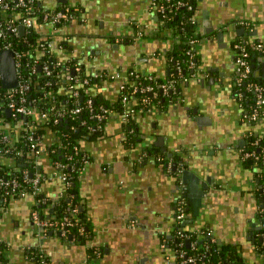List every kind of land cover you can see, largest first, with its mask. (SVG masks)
<instances>
[{
    "label": "crops",
    "instance_id": "0c3cea01",
    "mask_svg": "<svg viewBox=\"0 0 264 264\" xmlns=\"http://www.w3.org/2000/svg\"><path fill=\"white\" fill-rule=\"evenodd\" d=\"M37 1L48 10L82 7L80 19L74 18L59 28L50 22L37 28L44 36H52L53 53L58 60L76 59L85 66L86 74L98 79L90 87L93 95L110 101L121 95L122 80L100 78L104 72L127 75L136 70L162 80L171 75L167 53L178 40L171 30L160 27L152 0H116L110 9L106 5L104 9L98 0ZM195 2L203 37L198 46V67L208 74L207 78L186 81L181 102L165 110L154 107L139 114L140 134L135 146H127L125 125L118 115L108 120L98 138L79 142L81 150L90 157L79 179V195L93 232L90 242H69L58 233L50 235L51 230L43 232L32 219L36 196L29 193L0 206V237L9 247L5 264H35L27 256L29 247L46 253L52 264H174L175 254L160 235L171 234L180 196L190 208L188 217L192 222L185 225L187 230H205L219 244L240 245L243 257L240 264L264 263V239L259 241L264 237L262 184L257 170L243 163L240 152L247 134L264 135V113L254 124L242 122V106L232 87L237 72L233 43L264 42V0ZM2 14L5 18L20 16L17 12ZM206 16L214 27L211 33H207L208 27L204 25ZM237 21L248 25H236ZM107 24L113 27L108 30ZM143 29L144 37H134L135 31ZM125 35L132 37L127 43L121 40ZM105 37L114 49L124 48L116 69L99 64ZM252 60L255 71L263 75L261 54H253ZM56 139V133L48 131L46 144ZM164 147L167 152L162 151ZM149 148L160 150L164 156L148 155L145 150ZM169 153L183 156V170L194 175L187 183L182 172L178 177V171L174 172L172 166L167 170V164L162 163L164 159L168 164L173 162ZM42 160L38 169L52 173L47 153ZM5 162L15 164L10 159ZM195 177H200V182L194 191ZM65 188L60 179L42 184L41 195L52 200L42 208L44 217L54 214L53 201ZM202 190V205L195 215L194 196ZM52 206L54 212L46 213ZM88 246L98 249L96 257L88 258Z\"/></svg>",
    "mask_w": 264,
    "mask_h": 264
},
{
    "label": "trees",
    "instance_id": "16d2710c",
    "mask_svg": "<svg viewBox=\"0 0 264 264\" xmlns=\"http://www.w3.org/2000/svg\"><path fill=\"white\" fill-rule=\"evenodd\" d=\"M30 5L32 6V11L30 16L33 17L36 23L47 22L44 20L45 12L54 13L53 11H65L67 14L66 19L59 22L56 25L57 28L68 24L74 18H82L83 9L80 5L64 7V9L57 10H48L43 8L37 0ZM158 4L170 5L168 6L165 13L166 21L162 24L164 28H172L175 35H179L177 38L178 43L174 48L167 53V59L171 64L172 73L168 79H175V87L170 90L168 93L164 92L162 89H156L154 92L143 91V92H134L133 88L135 85H131V82L143 80L145 81V74L138 72L140 78L138 79L135 76H132L129 83L127 84V92L132 102L135 103L136 108H144L147 111L152 110L154 107L165 110L173 103H179L182 100V89L186 83L185 77H189L197 73L193 69H189L187 65L188 55L187 50L190 49L189 40L192 38L197 25L193 24L190 20L197 12V5L195 0H182L186 5H177L178 0H154ZM16 0L11 2V5L8 9L9 12H23L26 8L21 7L20 10L17 9ZM189 6H192L190 9ZM29 7V5H28ZM22 14V13H21ZM1 16V14H0ZM161 14L158 15V18H161ZM21 20V19H19ZM159 20V19H158ZM18 24V32H11L8 30L6 32V37H0V51L5 50V46L8 43L12 44V48L21 53V75L22 78L33 77V85L31 89L24 94L26 98V105L36 106L40 110L47 111L51 115V119L39 125L38 127H33L35 121L31 118L18 117L16 119L19 139L16 142L17 150L12 151L9 156H13L16 159L14 166H9L8 164H0V178L4 177L5 179H11L18 177L25 187L30 190V184L25 182L24 173L30 171L32 173L37 172L38 167L35 164V159L31 155V149L33 145L43 146L44 153H47L48 156H54L58 160L68 163L66 171L70 176V183L66 186L65 197L59 202L56 206L54 214L57 218L63 219L66 217L74 218L78 217L83 225V231L79 230L78 225L68 227V236L67 238L63 237L65 241L76 242L79 244H87L92 239V228L91 224L86 216L85 209H81L84 206V203L81 201L79 195V179L83 170L84 157L90 159L89 155L79 149L80 140L84 139H95L98 138L102 131L98 129V126L102 124L97 115L101 114L102 107H111L115 109L120 114H123V104H122V94L116 101H110L105 98H101L100 95L91 96L85 93V85H82V80L85 77H91L86 74L85 66L80 64L81 70L78 73H71V81H67L62 77V72L65 71L66 67L73 68L76 66V59H68L64 62L65 66H56L57 58L51 49L48 47L50 43V38L44 36L37 27L26 28L21 30ZM128 35L121 37L123 42L130 41ZM245 41L238 40L233 43L235 44H244ZM253 59V54L252 57ZM35 59H39L38 63H35ZM197 58V65L199 64ZM47 64L51 70V75H44L43 66ZM35 66V67H34ZM35 69V72H34ZM41 74V75H40ZM238 72L235 73V78L232 81L233 94L239 103L242 106V112L250 114L254 109V103L256 98V93L254 91V86L260 85L264 87V74L256 76L253 74L251 78L247 81H237L236 77ZM158 79V78H157ZM95 77H91V83L95 84ZM158 81H165L161 78ZM253 84V87H251ZM75 85L76 89L79 90L80 94L74 95L73 91H63ZM142 86H145V84ZM0 95L4 98L5 102L9 101L8 98V89H5L2 86V81L0 78ZM21 95L18 93L15 95V100L17 103L21 102ZM91 97V102L89 103V98ZM65 106L66 109H75L77 107H82L81 113L77 115L74 119L72 116H66L61 118L57 115V112L60 107ZM264 109L260 112L262 117ZM11 116L8 117L7 107L0 108V120L4 122H9ZM261 119V118H260ZM67 121V122H66ZM256 123V122H254ZM253 123V124H254ZM131 127V129L129 128ZM127 132V137L125 139L127 146H135L138 143V135L140 134L137 121L131 119L127 125H125ZM2 129L0 128V131ZM34 131L33 139L28 138V132ZM48 131H53L57 135V139L53 141L50 145L46 144L47 133ZM0 139V146L4 145ZM75 147H78L76 149ZM155 148L146 149L145 152L149 155L164 154L159 152ZM243 151H255L257 157H242L243 163L251 169L257 170V175L260 176V183L262 187L264 185V173L262 168L264 167V135H259L254 132H250L246 136V143L243 146ZM159 155V156H160ZM244 158V159H243ZM172 161L177 162L178 166L185 168V161L183 156L178 153L173 154ZM163 164H168L165 159L162 161ZM164 165V166H165ZM167 166V170H168ZM3 189H0V206L3 205L6 201L10 200L12 197L6 196ZM31 191V190H30ZM41 197V193L37 195ZM37 206V205H35ZM39 209L40 207L37 206ZM78 208V213L72 216L73 208ZM189 213V211H187ZM177 214V213H176ZM176 221V220H175ZM178 226L175 223L171 234H161V241L172 250H185L188 257H197L200 261H204L206 264H240L242 261V247L238 244L226 243L219 244L218 242L211 241V238L205 236L207 232L203 231H190V240H197L199 245L198 249H193L190 245L187 246V240L181 241L177 237ZM180 226L182 223H180ZM186 228V227H184ZM202 238H199V236ZM70 236L72 238H70ZM180 242H184L182 246H179ZM9 247L6 242H3L0 245V264H5L7 262V251ZM259 251L260 248L258 249ZM178 251V252H179ZM27 256L35 264H41L40 254L42 253L40 249L36 247L26 248ZM98 249L93 246H88V258H94L98 254ZM182 258L176 259L174 264H180ZM48 264H52L51 260H48ZM264 264V263H263Z\"/></svg>",
    "mask_w": 264,
    "mask_h": 264
},
{
    "label": "built area",
    "instance_id": "2783aa9c",
    "mask_svg": "<svg viewBox=\"0 0 264 264\" xmlns=\"http://www.w3.org/2000/svg\"><path fill=\"white\" fill-rule=\"evenodd\" d=\"M14 0H0V37H6V32L10 30L11 32H18V24L24 25L26 28H32V27H38L41 26L43 27L46 22L42 23H36L35 19L30 16L31 11H32V6H30L34 1L33 0H16L17 4V9L20 10L21 7L26 8L23 12H19L20 16L17 18H5V15L2 13L9 12L8 9L11 5V2ZM29 5V7H28ZM177 5H186L185 2L182 0H178L176 3ZM172 6V4L168 5ZM167 5L165 4H158L154 0L151 1V7L152 9L157 13L158 15H162L161 18H158V23L160 27H163V23L166 21L165 18V13L168 8ZM191 9L192 6H189ZM54 13L50 12H45L44 14V20L47 22L52 23V25L56 26L59 24V22L63 21V19H66L67 14L65 11H53ZM18 13V12H17ZM22 13V14H21ZM21 19V20H19ZM191 22L195 25H197V28L195 29L192 38L189 40L190 43V49L187 50V55H188V61L187 65L189 69H193L194 72L193 75L189 77H185V80L188 81L190 78H195L198 81H202L205 78H207V73L203 72L197 65V56H198V46L200 45L202 41V35L200 33V30L198 28V17L197 14L192 16L190 18ZM245 21H237L236 25H245ZM164 29H169L174 33V30L172 28H164ZM51 35V34H50ZM146 35V31L143 30H137L134 32V37L141 38ZM177 38H179V35H175ZM46 37L50 38V43L48 44V47L51 49V52H53V43H52V36L47 35ZM5 49H12L15 52V57H16V66L19 74V85L18 87L14 89H8V98L9 101L5 102L4 98L0 95V108L4 107L6 105L7 109L11 110V120L7 123L4 122L3 120H0V125H7L5 129H2L0 131V139L5 142L4 145L0 146V164H5V159H10L14 163H16V159L13 156H9V154L12 151H19L17 150L16 147V142L19 139V133H18V127H17V122L16 119L18 117H25V118H31L35 121V124H33V127H38L39 125H43L44 123L48 122L51 119V115L47 111L40 110L36 106H28L26 105V98L24 97V94L27 93L32 85H33V77H27V78H22L21 75V53L15 51L12 48V44L8 43L5 46ZM232 52H233V57L237 66V72L238 76L236 77L237 81H247L253 74H255V68L253 65V60H252V54L255 53H260L262 56V59L264 61V42L262 41H249L246 40L244 44H235L232 47ZM39 59H35V63H38ZM56 66H65L63 61L57 60ZM35 67V66H34ZM44 69V75L48 76L51 75V70L49 69L48 65L45 64L43 66ZM75 71V74L80 72L81 66L77 64L73 68L70 69V67H66L65 71L62 72V77L65 78L68 82L71 81L72 79V71ZM35 72V69H34ZM41 75V74H40ZM132 76L137 77L138 79L140 78V74L136 70L129 71L127 75L122 74L120 72L118 73H101L99 75L100 78L102 79H109V80H116L120 79L122 80L121 82V94H122V104H123V114H120L117 112L115 109L111 107H102L101 109V114H98L97 117L103 121L102 124L98 126V129L101 131H104L105 126L108 122V120L112 117H115L118 115L121 120L123 121L124 125H127L131 119H134L137 121V116L139 114L147 113L148 111L145 110L144 108H136L134 105L135 103L131 101L129 97V93L126 91L127 90V84L129 83L130 79ZM145 81L143 80L131 82V85H135L133 88L134 92H143V91H151L154 92L156 89H162L164 92L168 93L170 90H173L175 87V79H169L165 80L163 82L158 81V79L152 75L145 74ZM93 77V76H91ZM91 77H85L84 80H82V85H85V93L91 96H95L90 92V87L93 85L91 83ZM142 84L145 86H142ZM251 87H253V84H251ZM66 91H70L74 93V95H79L80 92L78 89H76L75 85H71L70 87L64 89ZM254 91L256 93V98H255V103H254V109L250 114L247 113H241V121L251 125L254 122H257L260 120V112L264 109V87L260 85L254 86ZM20 94L21 97V102L17 103L15 100V95ZM91 102V97L89 98V103ZM82 107H77L75 109H66L65 106H62L59 108L57 115L61 116V118H64L66 116H72L74 119L77 115L81 113ZM151 111V110H150ZM1 127V126H0ZM34 131H29L28 132V138L33 139ZM78 149V147H75ZM79 149L80 145H79ZM242 152V157H257L255 151H243V149L240 150ZM44 147L43 146H38V145H33L31 149V155L35 159V164L37 167H41L43 165V155H44ZM49 161L50 164L53 168L52 173H46L43 170H37V172L32 173L30 171H26L24 173V180L25 182L30 184V190H28L24 183L20 181L18 177L11 178V179H5L4 177L0 178V189L5 190L4 194L6 196L12 197V198H19L23 197L26 194H33L36 196V205L40 207V209L35 206L33 211H32V219L34 222L41 228L45 230H51L54 231L55 233L60 234L61 236L67 238L68 236V227L78 225L80 228V231H83V225L81 220L76 217L74 220H72L69 217L59 219L56 217L55 214L51 215L50 217H44L42 215V208L46 207L48 203H51L52 200L49 197H44L43 195L41 197H38L37 195L40 193V189L42 187V184L47 181V180H52V179H60L64 182L65 186H67L70 183V176L69 173L66 171V168L68 166V163L63 162L61 160H58L54 156H49ZM90 159L84 157V163H83V170L86 168L88 165ZM7 164V163H6ZM15 165V164H14ZM10 166V165H9ZM172 166V164H169V168ZM82 170V171H83ZM183 168L180 167L178 170V173L182 172ZM262 172L264 173V167L262 168ZM262 189V194L264 198V185L261 187ZM66 190V188H65ZM65 192L62 193V195L56 200L53 201L55 202V205L57 206L59 202L65 197ZM177 214H176V225L178 226V232H177V237L180 238L182 241H186L187 239H190V233L186 232L187 228H184L185 226H180V223L185 221L188 217L187 213V203L183 197H178L177 200ZM78 213V208L75 207L73 208L72 216L75 217V215ZM262 213L264 214V207L262 210ZM207 237L211 238V241L217 242L215 238L211 237V233L207 235ZM199 238H202L200 235ZM4 242V240L0 237V245ZM184 242H180L179 246H182ZM193 249H198L199 245L197 244V240L192 241L190 244ZM173 250V253L175 254V261L176 259L182 258L180 261V264H206L204 261H200L197 257H188L186 255L185 250ZM42 252V251H41ZM40 260L41 264H48V260H50V257L46 253H41L40 254Z\"/></svg>",
    "mask_w": 264,
    "mask_h": 264
},
{
    "label": "water",
    "instance_id": "95a60500",
    "mask_svg": "<svg viewBox=\"0 0 264 264\" xmlns=\"http://www.w3.org/2000/svg\"><path fill=\"white\" fill-rule=\"evenodd\" d=\"M68 0H60V2L62 3H67ZM206 15V14H205ZM204 25L208 27L207 29V33H211L214 31V27L212 26V22L210 20V18L207 19V16L205 17V21H204ZM21 30L24 29V25L20 26ZM245 31V29H244ZM220 37H222V34H220ZM72 73L74 74L75 71L73 70ZM255 75L259 76L260 75V71L256 70L255 71ZM0 78L2 81V86L5 89H14L16 87H18L19 85V74H18V70H17V66H16V57H15V52L12 49H5L0 51ZM173 92V90L171 91ZM7 114L8 117L11 116V110L7 109ZM67 122V121H66ZM131 129V127H129ZM162 151L167 152V148H163ZM169 156L172 157L173 154L169 153ZM172 168L173 171L176 172L179 170V166L177 162H172ZM167 166H169V164H167ZM178 177L180 176V174H177ZM184 182L187 183L188 180L190 179V177L193 175L192 171L190 170H183L182 174ZM194 176V175H193ZM200 182V177H195V186H194V191L196 190L195 187L199 185ZM194 196V195H193ZM204 196V191H199V193L194 196L195 200H194V213L195 215L199 214V208L202 205V198ZM261 201H263V198L261 199ZM81 209H84V207L82 206ZM55 210V207L52 206L48 209L45 210L46 213H53ZM190 208L187 209V211H189ZM192 219L187 217V219H185V221L183 222V225L185 226L188 223H191ZM260 229H262V227H259ZM43 232H45V229H42ZM50 235L54 234V231H49ZM252 235L254 233H251ZM60 235V234H59ZM70 238H72L70 236ZM264 237H260L259 241H263ZM256 238H253V241H255ZM191 244V240L187 239V246L189 247Z\"/></svg>",
    "mask_w": 264,
    "mask_h": 264
},
{
    "label": "rangeland",
    "instance_id": "374dc122",
    "mask_svg": "<svg viewBox=\"0 0 264 264\" xmlns=\"http://www.w3.org/2000/svg\"><path fill=\"white\" fill-rule=\"evenodd\" d=\"M99 4L103 6L105 9V5L108 9L111 8L112 5L116 2V0H98ZM109 24V23H108ZM107 24V29L109 30L113 26ZM110 34H107L109 36ZM105 41L103 44V52L102 56L99 59V64L101 67H107L109 69H116L119 66L118 60L119 58H122L123 50L122 49H114L113 44L111 42H108L107 37L104 38Z\"/></svg>",
    "mask_w": 264,
    "mask_h": 264
}]
</instances>
